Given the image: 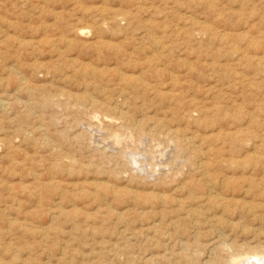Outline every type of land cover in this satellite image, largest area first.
Masks as SVG:
<instances>
[{
  "label": "rangeland",
  "instance_id": "rangeland-1",
  "mask_svg": "<svg viewBox=\"0 0 264 264\" xmlns=\"http://www.w3.org/2000/svg\"><path fill=\"white\" fill-rule=\"evenodd\" d=\"M262 251L264 0H0V264Z\"/></svg>",
  "mask_w": 264,
  "mask_h": 264
},
{
  "label": "bare ground",
  "instance_id": "bare-ground-1",
  "mask_svg": "<svg viewBox=\"0 0 264 264\" xmlns=\"http://www.w3.org/2000/svg\"><path fill=\"white\" fill-rule=\"evenodd\" d=\"M263 252V251H262ZM247 253H255L256 255L259 253V255H261V253H260V250H258V249H255V248H251L249 251H247ZM263 254H264V252H263ZM253 256H255V255H253ZM258 256V255H257ZM256 256V258H259V257H257ZM264 257V256H263ZM262 258V257H261ZM255 260V259H254ZM262 260V259H261ZM260 261V260H259ZM258 261V262H259ZM264 261V260H263ZM242 262H244V261H242ZM249 261H247V263H248ZM256 262V261H255ZM257 262V263H258ZM256 263V264H257ZM242 264V263H241ZM246 264V263H245ZM250 264V263H249Z\"/></svg>",
  "mask_w": 264,
  "mask_h": 264
}]
</instances>
